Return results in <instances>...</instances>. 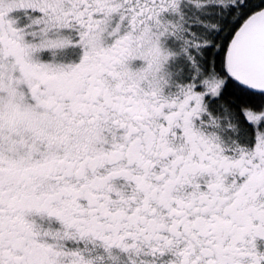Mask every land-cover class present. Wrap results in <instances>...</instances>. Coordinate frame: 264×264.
I'll return each mask as SVG.
<instances>
[{"label": "snow or ice", "instance_id": "1", "mask_svg": "<svg viewBox=\"0 0 264 264\" xmlns=\"http://www.w3.org/2000/svg\"><path fill=\"white\" fill-rule=\"evenodd\" d=\"M0 264H264V0H0Z\"/></svg>", "mask_w": 264, "mask_h": 264}]
</instances>
